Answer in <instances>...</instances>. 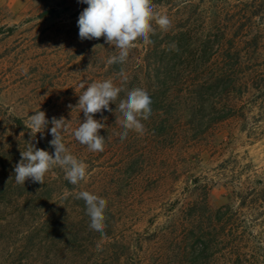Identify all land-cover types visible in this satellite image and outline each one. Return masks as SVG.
<instances>
[{"label": "rangeland", "instance_id": "374dc122", "mask_svg": "<svg viewBox=\"0 0 264 264\" xmlns=\"http://www.w3.org/2000/svg\"><path fill=\"white\" fill-rule=\"evenodd\" d=\"M240 3L152 0L170 28L153 21L150 45L138 41L126 63L108 64L114 46L79 37L80 0H0V264H264V116L253 108L195 125L170 112L209 82L212 65L264 69V16ZM106 79L123 90L112 111L94 115L105 149L91 152L73 135L85 119L77 104L87 85ZM136 87L165 100L141 121L142 135L122 140L116 107ZM37 110L49 125L34 134L27 123ZM53 117L66 120L63 142L87 164L86 180L72 185L56 166L42 185L17 184L21 151L54 153ZM81 191L106 199L103 235L90 228Z\"/></svg>", "mask_w": 264, "mask_h": 264}, {"label": "clouds", "instance_id": "9594fccd", "mask_svg": "<svg viewBox=\"0 0 264 264\" xmlns=\"http://www.w3.org/2000/svg\"><path fill=\"white\" fill-rule=\"evenodd\" d=\"M80 2L87 7L80 13L77 21L79 37L81 40L103 37L107 44L114 46L118 54L112 55L107 61L108 64L126 63L138 41L150 45L152 43L150 34L154 33L153 21L164 31L171 26V21L166 15L154 11L152 0H80ZM97 46L102 45H96L94 48ZM122 90L111 79H106L90 83L79 95L77 106L85 119L74 130L73 135L89 151H104L105 137L100 135V130L105 128V124L94 119V115L104 110L112 111L110 104H115ZM151 104L152 100L147 90L140 87L129 90L126 98L120 100L116 110L122 116L119 121L124 129L120 134L122 140L127 137L129 131L141 135L144 133L145 128L141 121L150 117ZM65 122L63 117L51 119L50 133L53 139L49 143L54 148V153L50 154L32 144L27 150L20 152L21 160L14 168L17 184L24 185L25 181L30 179L42 185L46 174L56 166L65 171V177L72 185H78L86 180L87 164L72 155L63 142L62 131L67 127ZM48 125L49 120L44 111L37 110L28 118L27 127L31 133H42ZM78 198L85 201L90 217V228L103 235L106 227V199L88 191L79 192Z\"/></svg>", "mask_w": 264, "mask_h": 264}, {"label": "trees", "instance_id": "16d2710c", "mask_svg": "<svg viewBox=\"0 0 264 264\" xmlns=\"http://www.w3.org/2000/svg\"><path fill=\"white\" fill-rule=\"evenodd\" d=\"M165 0H156L157 3ZM240 11L251 16H264V0H241ZM241 36L242 43L249 42L247 31ZM258 50H262L263 35L258 31L252 39ZM263 63L248 65L245 62L224 64L223 67L212 65L213 76L209 82H198L197 92L192 96L177 97L171 113L178 117V122L187 119L195 125H214L235 118H245L253 109L258 108L264 116V69ZM208 93L201 90L204 86ZM155 101L153 108L164 102L162 97H151ZM157 104V105H156ZM156 110V109H155ZM264 118V117H263ZM190 123V124H191Z\"/></svg>", "mask_w": 264, "mask_h": 264}]
</instances>
